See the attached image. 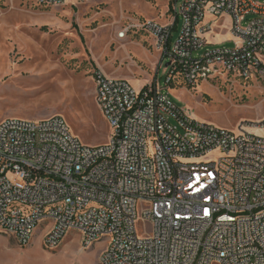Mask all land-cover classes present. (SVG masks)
I'll return each mask as SVG.
<instances>
[{
    "label": "built area",
    "instance_id": "built-area-1",
    "mask_svg": "<svg viewBox=\"0 0 264 264\" xmlns=\"http://www.w3.org/2000/svg\"><path fill=\"white\" fill-rule=\"evenodd\" d=\"M97 1L33 0L43 9ZM178 1L170 24L118 34L152 36L170 59L168 88L264 79V4ZM226 17L235 47L206 50L204 36ZM95 93L111 131L102 147L85 146L59 117L0 122V232L26 246L41 228L49 249L76 233L85 251L106 245L100 264H264V134L251 131L264 120L235 134L200 123L157 83L138 91L101 71Z\"/></svg>",
    "mask_w": 264,
    "mask_h": 264
},
{
    "label": "rangeland",
    "instance_id": "rangeland-1",
    "mask_svg": "<svg viewBox=\"0 0 264 264\" xmlns=\"http://www.w3.org/2000/svg\"><path fill=\"white\" fill-rule=\"evenodd\" d=\"M257 1L264 4V0ZM170 2L98 0L43 9L33 0H0V122L59 117L85 146H105L111 131L96 102L98 71L125 80L138 91L157 83L200 123L235 134L243 124L263 121L264 79L246 82L223 77L200 82L194 89L176 83L168 88L165 65L170 59L160 65L162 54L154 48L151 35L132 30L125 40H119V32L131 25L170 24L176 16L169 13ZM228 26L226 21L204 36L210 43L206 50L235 47L238 40L223 41L228 39ZM177 27L174 41L182 20ZM216 33L219 37L211 39ZM171 122L177 125L174 119ZM44 237L39 228L31 243L21 246L0 232V264H100L106 249L98 244L83 250L76 233L49 249Z\"/></svg>",
    "mask_w": 264,
    "mask_h": 264
},
{
    "label": "crops",
    "instance_id": "crops-1",
    "mask_svg": "<svg viewBox=\"0 0 264 264\" xmlns=\"http://www.w3.org/2000/svg\"><path fill=\"white\" fill-rule=\"evenodd\" d=\"M210 20H212V19H211V18L208 19L207 22H209ZM226 21H227L228 24H229L228 27H230V25H231V23H232L231 19H230L229 17H226L225 20H224V22H223V24H224ZM217 37H219V34H218V33H216L215 35H213L211 39L214 40V39L217 38ZM233 39H234V37H233L232 34L229 32V34H228V39L224 38L223 41H226V40H233ZM213 40H212V41H213ZM219 41H220V40H219ZM173 42H174V40H173ZM213 43H214V42H213ZM162 62H163V59H162V55H161V63H162ZM161 63H160V64H161Z\"/></svg>",
    "mask_w": 264,
    "mask_h": 264
},
{
    "label": "bare ground",
    "instance_id": "bare-ground-1",
    "mask_svg": "<svg viewBox=\"0 0 264 264\" xmlns=\"http://www.w3.org/2000/svg\"><path fill=\"white\" fill-rule=\"evenodd\" d=\"M192 116L195 118L194 115H192ZM195 119H197V118H195ZM254 129H255V130H254L255 133H257V134H264V130L256 129V128H254Z\"/></svg>",
    "mask_w": 264,
    "mask_h": 264
},
{
    "label": "trees",
    "instance_id": "trees-1",
    "mask_svg": "<svg viewBox=\"0 0 264 264\" xmlns=\"http://www.w3.org/2000/svg\"><path fill=\"white\" fill-rule=\"evenodd\" d=\"M172 4H173V3L170 4V7H171V8H172ZM170 11H171V9H170ZM176 24H177V23H176Z\"/></svg>",
    "mask_w": 264,
    "mask_h": 264
}]
</instances>
